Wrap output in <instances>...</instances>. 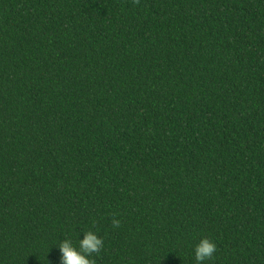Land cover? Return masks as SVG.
Returning a JSON list of instances; mask_svg holds the SVG:
<instances>
[{
	"label": "trees",
	"instance_id": "obj_1",
	"mask_svg": "<svg viewBox=\"0 0 264 264\" xmlns=\"http://www.w3.org/2000/svg\"><path fill=\"white\" fill-rule=\"evenodd\" d=\"M88 230L96 264H264V0H0V264Z\"/></svg>",
	"mask_w": 264,
	"mask_h": 264
},
{
	"label": "clouds",
	"instance_id": "obj_2",
	"mask_svg": "<svg viewBox=\"0 0 264 264\" xmlns=\"http://www.w3.org/2000/svg\"><path fill=\"white\" fill-rule=\"evenodd\" d=\"M120 221L113 220V227H119ZM61 253L60 264H96L93 253L99 254L104 246L103 239L92 230L82 231V238H79L78 245H75L69 238L62 239L58 245ZM216 251V244L202 237L195 245L193 254L197 264H204L205 261L213 258Z\"/></svg>",
	"mask_w": 264,
	"mask_h": 264
}]
</instances>
